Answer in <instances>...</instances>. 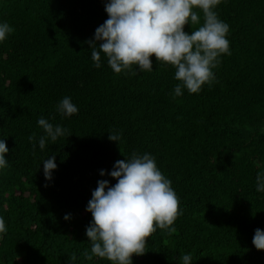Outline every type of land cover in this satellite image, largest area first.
<instances>
[{
	"label": "trees",
	"instance_id": "trees-1",
	"mask_svg": "<svg viewBox=\"0 0 264 264\" xmlns=\"http://www.w3.org/2000/svg\"><path fill=\"white\" fill-rule=\"evenodd\" d=\"M106 0H0V23L12 31L0 42V139L9 164L0 169V264H111L93 257L86 206L99 175L133 153L155 157L171 181L178 216L146 240L133 264H264L252 239L264 230V0H221L214 11L229 25L230 55L218 57L214 79L195 94L175 67L150 59L153 71L117 74L89 41L108 18ZM186 24L191 34L203 25ZM70 97L78 113L62 118L56 105ZM67 129L46 141L39 118ZM109 133H119L118 142ZM29 137H33L32 140ZM36 145L35 148L33 145ZM57 168L46 180L43 160ZM70 214V219L64 216Z\"/></svg>",
	"mask_w": 264,
	"mask_h": 264
},
{
	"label": "clouds",
	"instance_id": "clouds-1",
	"mask_svg": "<svg viewBox=\"0 0 264 264\" xmlns=\"http://www.w3.org/2000/svg\"><path fill=\"white\" fill-rule=\"evenodd\" d=\"M221 0H106L104 10L108 18L95 29L89 41L91 60L96 68L101 67V55L114 73L131 70L153 71L150 57L158 64L175 67L174 79L179 81L173 92L181 96L183 89L189 94L198 93L202 86L214 79L212 69L222 54L230 55L229 40L226 38L229 25L220 20L214 11ZM193 9H200L204 22L191 34L184 31L186 24H199ZM12 31L7 22L0 23V42ZM62 118L78 113L71 98L65 96L56 105ZM37 124L44 135L38 139L41 150L46 141H56L67 129L53 125L45 118ZM109 140L118 142L119 133H109ZM30 140L33 137H29ZM35 144L33 147L35 148ZM9 152L5 139H0V169L9 164ZM46 180L52 179L57 168L55 156L43 162ZM116 180L114 185L107 179L97 181L91 192L86 211L92 220L85 235L91 244L93 257L107 259L111 264H133V255H144L147 238L159 229H169L178 216L179 200L167 179L157 168L155 157L148 153H133L130 158L117 160L111 171L100 170ZM264 193V172H258L256 189ZM70 214L64 216L69 220ZM5 221L0 217V233L6 232ZM252 243L257 250H264V230L257 228ZM191 254L181 256L182 264H191ZM75 255L68 264H74Z\"/></svg>",
	"mask_w": 264,
	"mask_h": 264
}]
</instances>
